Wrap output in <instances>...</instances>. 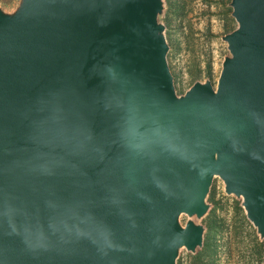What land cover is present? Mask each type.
<instances>
[{"label":"water","instance_id":"1","mask_svg":"<svg viewBox=\"0 0 264 264\" xmlns=\"http://www.w3.org/2000/svg\"><path fill=\"white\" fill-rule=\"evenodd\" d=\"M231 6L217 85L183 95L163 0L0 6V264H177L215 177L264 238V0Z\"/></svg>","mask_w":264,"mask_h":264},{"label":"rangeland","instance_id":"2","mask_svg":"<svg viewBox=\"0 0 264 264\" xmlns=\"http://www.w3.org/2000/svg\"><path fill=\"white\" fill-rule=\"evenodd\" d=\"M21 0H0L13 12ZM232 0H163L159 21L169 44L168 63L177 94L196 82L215 86L223 62L231 53L223 37L238 27ZM208 210L198 219L205 226L202 246L195 252L180 249L177 264H264V238L249 219L243 198L228 194L225 183L215 177L207 196ZM190 217L181 215L185 225Z\"/></svg>","mask_w":264,"mask_h":264}]
</instances>
